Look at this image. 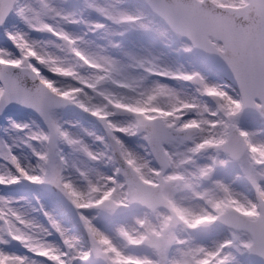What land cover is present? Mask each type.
Listing matches in <instances>:
<instances>
[{
  "label": "snow or ice",
  "instance_id": "obj_1",
  "mask_svg": "<svg viewBox=\"0 0 264 264\" xmlns=\"http://www.w3.org/2000/svg\"><path fill=\"white\" fill-rule=\"evenodd\" d=\"M41 7L20 0H0V25L15 11L32 28L48 31L64 43L60 47L74 58L65 64L46 51L37 40L26 32H9L8 35L20 50L14 56L0 48V105L19 99L36 107L49 120L51 132L28 133L30 139L47 145L37 151L39 163L24 165L6 145L3 155L19 174L9 170L0 174V184H14L21 179L32 183L57 185L79 210L97 208L116 213L121 208L139 206L144 215L131 224L119 225L115 235H110L93 222V218L81 211V219L90 238L91 247L84 249L78 238L51 215L52 227L63 238L64 248L45 239L48 229L11 206V201L0 196V233L6 232L22 242L32 253L46 257L53 264H86L91 258L101 259L103 264H230L233 248H244L264 257V141L255 139L257 133L241 128L237 117L248 107L264 115V0H255L257 19L250 24L237 23L223 12H212L202 0H150L151 7L178 34L191 39L193 46L218 52L231 66L240 88V95L233 96L217 84L209 83L198 72L173 71L154 61L140 60L139 66L149 73L195 81L199 91L216 98L217 107L211 110L195 97L182 98L166 84L157 82L151 87L118 79L123 69L110 55L93 52L81 46V38L58 25L47 22L46 17H60L67 22H77L71 14L53 7L48 0H40ZM99 10L117 23H134L141 19L119 10L100 7ZM103 25H97L102 27ZM87 65L94 70L89 75L79 71ZM43 66V67H41ZM47 71L77 84L58 86ZM23 76L34 81L28 87ZM111 81L118 87L133 90L139 88L140 99L128 100L103 86ZM87 89L102 97L104 104H94ZM161 100H165L161 103ZM71 102L106 121L113 132L135 135L143 133L152 145L159 166L138 153L130 151L117 136L113 139L125 161L126 168H117L115 175H100L87 179L82 187L52 158L53 137H62L67 143L78 145L93 159L99 157L86 145L63 130L52 119L49 110L54 104ZM114 110L128 112L135 119L121 125L110 117ZM194 113L191 118L187 114ZM208 114V115H205ZM20 130L27 124L14 123ZM191 139L194 144L184 151H171L165 147L177 135ZM206 150L216 153L211 162L197 163L199 154ZM223 154V159L220 158ZM238 163L242 175L255 190V198L236 191L230 184L215 178L218 166ZM123 179L120 178V173ZM191 193L186 198L181 193ZM192 201H196L194 204ZM222 223L231 233L222 242L209 248L196 242L193 235L201 226ZM183 227L186 236L176 229ZM127 241L128 247L140 250L139 254H127L118 244ZM0 243H7L0 235ZM0 264H38L28 256L0 250Z\"/></svg>",
  "mask_w": 264,
  "mask_h": 264
},
{
  "label": "rangeland",
  "instance_id": "obj_2",
  "mask_svg": "<svg viewBox=\"0 0 264 264\" xmlns=\"http://www.w3.org/2000/svg\"><path fill=\"white\" fill-rule=\"evenodd\" d=\"M213 1L219 4L237 6L244 5L248 2V0ZM20 2L31 3L36 8L41 7L40 0H20ZM48 3L66 14H71L77 22H67L60 17L52 18L51 16L46 17L47 22L58 25L74 36L80 37L81 46L85 49L93 52H101L102 54L110 55L114 58L124 71L123 75L118 77V79L133 83L134 86L139 84L143 87H151L159 82L173 89L178 88V86L186 87L187 93L185 95L180 94L182 98L195 97L201 103L207 104L211 110L216 109L218 103L216 98L200 92V85L197 82L149 73L143 67L139 66L140 60L154 61L173 71L198 72L207 82L221 86L233 96H239L231 85L218 77L217 73L207 65L196 53L193 46L186 41L182 35L167 28L154 16L151 9L139 0H48ZM100 7L137 15L140 16L141 19L134 23H117L101 12L99 10ZM97 25L103 26L97 27ZM16 31L26 32L31 39L39 41L45 47L46 51L58 57L60 62L66 65L74 62V58L71 54L60 47V45L64 43L60 38L48 31L32 29L15 11H13L7 21L0 26V48L6 49L14 56L18 57L21 55L20 50L8 35L9 32ZM123 61L126 62V64H124ZM122 63L125 66L122 65ZM79 71L84 75H89L94 72V70L87 65L80 67ZM44 73L49 78L56 80L58 86L77 84V82L71 78L57 76L47 71V69H44ZM0 85H2L1 82ZM103 87L107 91L114 92L120 97L127 98L128 100L140 99L138 95L139 88L133 90L127 87H118L111 81L106 82ZM87 91L93 96V101H91V103L100 105L105 103L104 99L96 95L91 89H87ZM164 102L165 100H161V103ZM74 105L78 104L68 102L65 106L53 108L50 111L51 118L55 119L61 125V115H64L68 108L74 107ZM82 109L83 108L80 107L79 110L81 111ZM85 112L89 116L87 118L91 126H94L99 131V135L106 141V161L108 163L105 164L108 170L106 176L115 175L116 169L119 168L117 159L115 158V152L119 151V149L113 139L114 135L119 137L130 151L135 152L139 147L143 157L151 161L154 166H159L150 151L148 140L142 132L135 135L113 132L107 127L106 121L94 116L89 111L85 110ZM113 112L114 114L110 119L121 125H127L135 119L134 115L128 112L114 109ZM193 115L195 114H187L185 118H191ZM28 119L33 120L39 132L49 133L47 128L42 125L41 120L26 110H15L0 118V162L3 161L8 165L7 171H0V174H6L9 170L19 174L16 172L15 166L3 155L6 145L11 146L12 153L18 156L24 165L26 163L32 165L39 163L36 152L47 149V145L40 141L34 140L31 142L29 139H26L29 137V128L24 130L19 129L18 131V133H22L23 136L26 135L23 141L20 143L11 142L14 133L7 124L14 125V123H21L28 125ZM67 119L69 126L68 130H75L74 125L76 123L74 117H68ZM237 122L241 128L257 133L255 139L264 141V119L259 114L245 113L242 111L237 117ZM62 129L66 130L65 127H62ZM70 131L68 132L73 138H79L76 133ZM92 143L88 144V141L82 142L90 151L98 153L97 144L95 145ZM171 143H178L181 150H186L185 148L190 145L192 146L194 141H183L180 139L172 140L165 144V147L169 150V145ZM86 153L87 152L83 151L80 146L69 144L62 137H53L52 158L56 164L62 167L63 174L71 177L75 183L77 182L72 175H75L74 170L79 165L87 168L98 164V161H92L90 156ZM215 155L216 153L212 150L203 151L199 154L200 159L197 163H209ZM220 158H224L223 154H221ZM119 175L120 178L123 179L122 172ZM215 178L230 184L236 191L249 196V198H255V190L251 183L243 177L242 170L238 163L234 162L218 166L215 172ZM18 183L21 185V188L17 190L18 192H15V194L19 193L16 195L17 198L14 197V195L10 196V194L13 193H10V189H7V195L9 197L6 198L11 201V206L20 211L22 209L29 211L35 216L34 219L39 224H41V222L46 223L47 218L44 214L46 213V209L48 210L51 206L60 207L59 216H62L60 224L67 230L70 236L78 238L80 245L85 250L91 247V242L86 227L81 219V211H83L85 215L93 218V222L96 226L110 235L116 233V229L119 225L131 224L137 217L143 216L145 212V209L136 208L134 206L119 209L120 211H117L118 215H114L107 211H101L97 208L79 210L71 200L68 199L61 188L55 184L48 182L37 184L27 181L26 179H21ZM52 190H55L56 193H53ZM180 195L189 199L191 197V193L188 192L181 193ZM193 203L196 204L197 202L193 201ZM176 231L182 236L187 235V233L183 231L182 226H178ZM48 233L52 238H56L57 240L61 239L60 243H56L57 246L62 248L65 247L63 238L53 227L48 230ZM0 235H3L4 240L7 241V243H0V250L28 257L31 255L34 258L38 256L26 248L22 242L13 239L6 232L0 233ZM193 235L196 237L197 243L211 248L215 242H222L225 238H229L231 233L228 226H224L217 222L212 225L201 226ZM122 242L121 248H123L127 254L136 255L140 253V250L126 246L127 241L122 239ZM40 261H42L43 264H53V262L46 257H42ZM86 264H103V261L93 257L89 262H86ZM230 264L254 263L250 258L249 251L241 247L232 249Z\"/></svg>",
  "mask_w": 264,
  "mask_h": 264
},
{
  "label": "bare ground",
  "instance_id": "obj_3",
  "mask_svg": "<svg viewBox=\"0 0 264 264\" xmlns=\"http://www.w3.org/2000/svg\"><path fill=\"white\" fill-rule=\"evenodd\" d=\"M124 64H126V62L123 61ZM122 63V65H124ZM125 66V65H124ZM179 94H183L185 95L187 93V89L186 87H182V86H178V88L175 89ZM80 106L79 105H74V107H70L68 108V110L65 112L64 115H61V125L62 127L66 128V131H70L68 130V117H74V121H75V130L72 129L70 132L76 133L78 135V140L82 141V142H86L88 141V144H97V149H98V153H94L93 151H91L92 153H94L96 156H98V159H93L90 156V159L92 161H98V164L96 166H90V167H83L82 165H79L75 170L74 173L77 177H75V175H72L74 177V179L76 180L77 184L85 187L87 185V179H97L100 175H105L106 176V172L107 170V165L108 164L106 161V157H107V150H106V141L105 139L99 135V131L94 127L91 126V124L89 123V119L87 117H89L87 115V113L85 112V109H82L81 111L79 110ZM84 115V116H83ZM80 116V117H79ZM5 122V121H4ZM28 125H29V132H39L38 127L35 125V123L33 122L32 119H28ZM7 126L13 130V139L11 140V142H15V143H20L21 141H23V139H25L26 135L23 136L22 133H18L19 129L15 128L14 125H9L7 124ZM22 134V135H21ZM24 137V138H23ZM12 138V137H11ZM29 139L31 142H33V139H30V137L26 138ZM170 150L171 151H184L180 149V146L178 145V143H171L169 145ZM190 146H187L185 149H187ZM135 153L140 154L141 156L143 155L141 152V149H139V147L136 149ZM88 155V153H86ZM89 156V155H88ZM200 159V157L198 158V160ZM197 160V161H198ZM26 166L28 165V163L25 164ZM7 164L5 162H0V171L1 172H6L7 171ZM87 177V179L85 178ZM21 188V185L17 182L14 184H0V196L3 197H9L7 194V189H10V196L16 197L17 194H15V192H18L17 190ZM17 198V197H16ZM69 199V198H68ZM193 202V201H192ZM59 210L60 207L58 206H51L48 210L46 209V223L41 222V225L46 227L48 230H50V228L52 227L51 222L49 220V215H51V217H53L56 221H58L60 223V219L62 218V216H59ZM120 211V210H119ZM21 212H23L28 218L30 219H34L35 216H33V214H31L29 211L22 209ZM114 215H118L117 212L114 213ZM37 222V221H36ZM116 233H113L112 235H115ZM60 235V234H59ZM45 239H47L49 242H52L54 244H56L57 242L60 243L61 239H56V238H52L51 235L49 236L48 234L45 236ZM118 244L120 246H122L123 242L122 239H118ZM123 249V248H122ZM124 250V249H123ZM30 259L36 260L38 262V264H43L42 261H40V259L42 257L36 256L35 258L32 257L30 255L29 257Z\"/></svg>",
  "mask_w": 264,
  "mask_h": 264
},
{
  "label": "water",
  "instance_id": "obj_4",
  "mask_svg": "<svg viewBox=\"0 0 264 264\" xmlns=\"http://www.w3.org/2000/svg\"><path fill=\"white\" fill-rule=\"evenodd\" d=\"M141 1L145 2L151 7L150 0H141ZM202 2L204 4V7L207 10L212 11V12H223L225 15L229 17V19H235L237 23H243L247 25L257 19L255 0H250V3L248 5L244 7H240V8L218 5L211 0H203ZM151 9L153 10L152 7ZM154 13L160 20L163 21V23L166 26H168L171 30H173L158 13H156L155 11ZM185 38L192 43L189 37L185 36ZM195 48L197 52L200 55H202L208 61L210 65L213 66V68L217 71L218 76L226 80L227 82H229L231 85H233L237 89V91L240 93L239 84H238V81L236 80L235 74L232 71L231 66L227 63V61L223 58V56L220 55L218 52L210 51L200 46H195ZM22 78L26 86L28 87L33 86L34 81L31 79V77L23 76ZM1 82L3 83L2 80ZM67 103L68 102L54 104L50 108V110L55 107L66 105ZM16 109H27L35 113L37 116L41 118L43 125L51 132L49 120L45 117V115L41 113V111H39L36 107L32 106L31 104L25 103L19 99H12L10 101L5 102L3 105H0V117ZM50 110H49V115H50ZM243 111L246 113L256 112L260 114V112L257 109L252 108V107L245 108ZM261 116L264 118V115H261ZM178 138H181L183 140H191V139H184L183 134L177 135L174 139H178ZM149 147L155 157V153L150 143H149ZM115 155L119 162L120 168L121 169L126 168L127 165L125 161L123 160V158L121 157L120 152L116 151ZM53 192L56 193L55 190H53ZM250 256L255 264H264V257L260 256L259 254L250 252Z\"/></svg>",
  "mask_w": 264,
  "mask_h": 264
}]
</instances>
